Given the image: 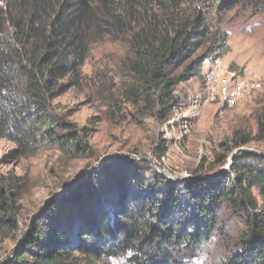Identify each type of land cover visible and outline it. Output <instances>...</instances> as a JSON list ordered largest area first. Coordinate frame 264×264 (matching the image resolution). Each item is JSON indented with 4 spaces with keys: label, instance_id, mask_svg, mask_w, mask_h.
Here are the masks:
<instances>
[{
    "label": "trees",
    "instance_id": "16d2710c",
    "mask_svg": "<svg viewBox=\"0 0 264 264\" xmlns=\"http://www.w3.org/2000/svg\"><path fill=\"white\" fill-rule=\"evenodd\" d=\"M237 8L264 13V0H0V138L16 144L14 157L44 144L77 153L79 133L51 103L104 41L127 50L123 101L168 121L176 87L229 51L214 16L219 23ZM139 162H104L65 202L48 200L25 231L16 177L0 174V253L20 237L1 264H77L79 244L128 264H264V156L246 152L231 173L177 182Z\"/></svg>",
    "mask_w": 264,
    "mask_h": 264
},
{
    "label": "rangeland",
    "instance_id": "374dc122",
    "mask_svg": "<svg viewBox=\"0 0 264 264\" xmlns=\"http://www.w3.org/2000/svg\"><path fill=\"white\" fill-rule=\"evenodd\" d=\"M218 20L219 16H214V30L225 32L229 47L221 58L245 78H254L261 85L239 98L232 108L220 110L215 104L204 103L202 80L209 65L206 61L200 77L176 87L175 105L168 121L134 114L120 93V65L127 50L120 42L104 41L91 46L80 81H69L65 91L51 103L53 111L63 114L79 133L82 144L77 153L44 144L14 157L11 153L17 149L16 144L0 138V174L16 177L21 193L18 203L22 231L48 200L58 198L62 203L72 197L78 189L56 196L78 180L88 178L90 170L96 169L102 159L140 160L143 168L152 167L159 175L177 182L231 173L232 163L242 161L246 152L264 156V135L258 131L259 123L264 121V13L237 8L219 23ZM238 133L250 140L242 144ZM160 144L165 145L164 156L158 159ZM254 195L259 199L257 192ZM89 202L85 200L82 206L87 207ZM19 239L18 236L2 243L0 261L11 255ZM79 247L82 249L73 250L79 259L77 264H128L125 259L90 253L80 244Z\"/></svg>",
    "mask_w": 264,
    "mask_h": 264
},
{
    "label": "built area",
    "instance_id": "2783aa9c",
    "mask_svg": "<svg viewBox=\"0 0 264 264\" xmlns=\"http://www.w3.org/2000/svg\"><path fill=\"white\" fill-rule=\"evenodd\" d=\"M203 101L215 104L217 108H232L243 95L249 94L260 88L256 79H248L222 58L209 61L208 69L203 74Z\"/></svg>",
    "mask_w": 264,
    "mask_h": 264
},
{
    "label": "water",
    "instance_id": "95a60500",
    "mask_svg": "<svg viewBox=\"0 0 264 264\" xmlns=\"http://www.w3.org/2000/svg\"><path fill=\"white\" fill-rule=\"evenodd\" d=\"M110 159H112V158H110ZM110 159H108V158H106V159H102L101 161H100V163L98 164V166L96 167V169H98L104 162H106V161H108V160H110ZM95 169V170H96ZM94 170V169H93ZM90 171H92V170H90ZM89 171V172H90ZM81 181V180H80ZM79 180L77 181V182H75L68 190H66L64 193H62V194H60V195H57L56 197H59V196H61V195H69V194H71L73 191H74V189H75V187L79 184V182H80ZM36 217V216H35ZM34 217V218H35ZM2 261H4V260H1L0 261V263L2 262Z\"/></svg>",
    "mask_w": 264,
    "mask_h": 264
}]
</instances>
